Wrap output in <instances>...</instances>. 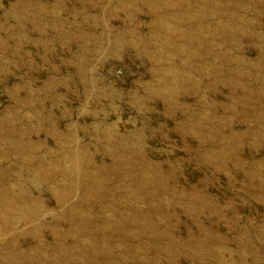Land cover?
Listing matches in <instances>:
<instances>
[{"label":"rangeland","instance_id":"rangeland-1","mask_svg":"<svg viewBox=\"0 0 264 264\" xmlns=\"http://www.w3.org/2000/svg\"><path fill=\"white\" fill-rule=\"evenodd\" d=\"M0 264H264V0H0Z\"/></svg>","mask_w":264,"mask_h":264}]
</instances>
